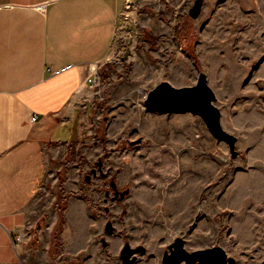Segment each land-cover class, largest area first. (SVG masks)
I'll return each mask as SVG.
<instances>
[{"label": "rangeland", "instance_id": "obj_1", "mask_svg": "<svg viewBox=\"0 0 264 264\" xmlns=\"http://www.w3.org/2000/svg\"><path fill=\"white\" fill-rule=\"evenodd\" d=\"M155 1L141 7L140 29L125 38L123 63L119 60L120 65L108 67L107 78L101 76L103 67L91 66L97 74L92 86L95 102H100L105 116L96 136L103 138L101 157L103 161L108 158L105 163L111 169L100 183L101 190L113 180L129 191L116 207L115 217L107 214L122 235V243L109 250L96 241L93 264H121L123 241L145 247V252L136 253L133 264H161L163 251L176 236L184 239L188 251L221 246L227 255L223 264H264V0H203L195 18L187 13L193 0ZM176 20L181 31L189 26L195 34V42L185 43L192 46L199 67L175 33L174 49L156 47L158 35L144 25L162 21L171 27ZM200 68L205 69L215 95L213 103L220 110L222 127L236 136L233 158L228 144L214 137L198 115L188 111L156 115L143 103L146 92L160 80L174 86L191 85ZM157 123L162 125L159 134L155 133ZM107 126L112 134L104 133ZM138 137L139 143L128 144ZM77 153L76 163L84 161ZM70 157L66 152L62 159L52 161L57 176H48L36 202L42 208L56 200L48 264L71 262L63 246L66 198L71 195L64 183L73 176L66 171ZM198 157L206 166L190 188L187 165L192 160L197 163ZM85 173L90 175L89 170ZM158 179L165 185L156 188L153 183ZM113 204L106 202L107 207ZM95 210V217L103 212ZM48 215V211L40 214L36 226L32 225L35 232L48 223ZM100 234L106 238L103 229ZM39 246L32 241L29 248ZM25 257L31 264H42L33 252ZM76 259L80 264L83 258Z\"/></svg>", "mask_w": 264, "mask_h": 264}, {"label": "crops", "instance_id": "obj_2", "mask_svg": "<svg viewBox=\"0 0 264 264\" xmlns=\"http://www.w3.org/2000/svg\"><path fill=\"white\" fill-rule=\"evenodd\" d=\"M152 3L0 0V264H31L25 260L31 252L36 261L48 264L56 200L42 208L36 202L48 176H57L52 161L66 152L71 155L66 171L73 176L64 183L71 195L66 198L63 246L70 264H79L76 257L83 258L80 264H93L96 241L109 250L122 243L115 222L110 220L111 233L104 231L108 212L111 219L115 217L119 203L107 207L103 200L100 183L111 169L105 163L108 158L101 157L103 138L96 136L105 116L100 102H95L92 86L97 74L91 66L103 67L101 76L107 78L108 67L123 63L125 38L139 31L141 7ZM144 25L158 35L156 47L174 49L173 26L162 21ZM161 128L157 123L155 133ZM108 129L104 133L112 134ZM77 151L84 159L80 163L75 161ZM86 170L95 183L84 180ZM187 196L189 202V191ZM96 208L103 212L95 217ZM46 211L48 223L35 232L37 219ZM27 224V233L14 243L15 234ZM32 241L40 246L31 251Z\"/></svg>", "mask_w": 264, "mask_h": 264}, {"label": "water", "instance_id": "obj_3", "mask_svg": "<svg viewBox=\"0 0 264 264\" xmlns=\"http://www.w3.org/2000/svg\"><path fill=\"white\" fill-rule=\"evenodd\" d=\"M203 0H193V3L188 8V15L195 18L202 6ZM215 95L207 84V75L204 68L198 69L196 80L191 85L174 86L167 80L163 79L157 82L150 88L143 99L146 107L152 111L163 113H179L191 112L198 115L205 123L208 131L217 139L223 140L228 144L230 156L233 158L237 154L236 136L226 131L220 122V110L214 105ZM141 141V137L128 141L129 145L137 144ZM89 175H85V181H88ZM114 188L115 194L118 193L114 181L110 182ZM128 192L124 189L120 192L116 200H120ZM104 231L111 233L113 227L110 220L104 224ZM183 238L176 236L168 245L169 252L165 251L161 258L162 264H195L196 262H214L223 264L226 261L227 255L225 250L219 245H212L204 248H197L188 251L183 246ZM143 245L130 246L129 243H124L119 251L121 264H133L136 260V253L144 252Z\"/></svg>", "mask_w": 264, "mask_h": 264}, {"label": "bare ground", "instance_id": "obj_4", "mask_svg": "<svg viewBox=\"0 0 264 264\" xmlns=\"http://www.w3.org/2000/svg\"><path fill=\"white\" fill-rule=\"evenodd\" d=\"M197 141V140H196ZM193 142V141H192ZM195 144V143H194ZM187 147V146H186ZM191 150V149H190ZM186 151V150H185ZM205 153V152H204ZM188 154H190V153H188ZM193 155H196V156H199V153L198 152H194V153H192ZM201 154V153H200ZM187 155V154H186ZM194 157V156H193ZM188 158V157H187ZM199 159H201V157H198V162L197 163H195V162H193V160L191 161V162H189L188 163V165H187V167H188V170H189V183H190V188H192L194 185H195V183L197 182V181H195V179H198L201 175H203V170H202V168H204L206 165L204 164V163H200L199 162ZM191 160V159H190ZM176 161V160H175ZM196 168V169H194V168ZM165 168V167H164ZM173 168V167H172ZM193 168V169H192ZM177 172V171H176ZM162 173V172H161ZM155 174V173H154ZM183 174V173H182ZM160 175V174H159ZM158 175V176H159ZM165 175V174H164ZM161 176V175H160ZM162 177V176H161ZM173 178V177H172ZM171 178V179H172ZM184 179V178H183ZM173 180V179H172ZM167 181V180H166ZM184 181V180H183ZM182 181V182H183ZM168 182V181H167ZM115 183V182H114ZM176 183V182H175ZM181 183V182H180ZM140 184V183H139ZM155 186H156V188H160V187H162L163 185H165V183H163L162 181H159V179L156 181V182H154L153 183ZM177 184V183H176ZM146 185V184H145ZM145 185H143V187H146ZM149 185V184H148ZM182 185H184L183 183H182ZM141 186V185H140ZM182 187V186H181ZM190 206H192L191 204H190ZM183 208H184V206H183ZM184 213H185V211H184Z\"/></svg>", "mask_w": 264, "mask_h": 264}, {"label": "trees", "instance_id": "obj_5", "mask_svg": "<svg viewBox=\"0 0 264 264\" xmlns=\"http://www.w3.org/2000/svg\"><path fill=\"white\" fill-rule=\"evenodd\" d=\"M177 23H178V21L176 20V23L173 24L174 33H175V35L177 36L178 39H180V40L182 39L183 40V42H184V50L192 58L194 64L199 67L200 63H199L197 57L194 54L192 46L191 45L188 46V44H186L189 41H191V39H192V43L195 42V39L193 40L195 34L191 30V27H189V26L185 27L181 31V28L179 27V25ZM185 41H187V42L185 43Z\"/></svg>", "mask_w": 264, "mask_h": 264}, {"label": "flooded vegetation", "instance_id": "obj_6", "mask_svg": "<svg viewBox=\"0 0 264 264\" xmlns=\"http://www.w3.org/2000/svg\"><path fill=\"white\" fill-rule=\"evenodd\" d=\"M98 165H100V162H98ZM89 178H90V176H89ZM107 178V177H106ZM85 179V178H84ZM91 179V178H90ZM90 179L88 180V181H90ZM87 181V182H88ZM111 181H113V180H108V184H107V187L102 191V194H103V200H104V202H115V203H119V202H121L124 198H125V196H127V194H128V192L124 195V197L122 198V199H120L119 201L118 200H116V198L117 197H119V195H120V192L122 191V190H124V189H126V188H119V187H117L116 186V189H117V191H118V193L117 194H115V192H114V188L110 185V182ZM116 185V184H115ZM107 220H109V219H107ZM106 220V221H107ZM175 238V237H174ZM173 238V239H174ZM100 241H102L101 239H100ZM173 241V240H172ZM171 241V242H172ZM183 241H184V239H183ZM170 242V243H171ZM124 243H128L127 241H123V244ZM169 243V244H170ZM122 244V245H123ZM168 244V245H169ZM137 245H141V244H136L135 246H137ZM168 245H167V249L165 250V251H167V252H169V250H170V248H168ZM131 246V245H130ZM183 246H184V242H183ZM132 247H134V246H132ZM145 248V247H144ZM165 251H163V253L165 252ZM144 252H145V250H144ZM143 253V252H142ZM163 253H162V255H163ZM161 258H162V256H161ZM135 262V261H134ZM133 262V263H134ZM162 264V263H161Z\"/></svg>", "mask_w": 264, "mask_h": 264}, {"label": "built area", "instance_id": "obj_7", "mask_svg": "<svg viewBox=\"0 0 264 264\" xmlns=\"http://www.w3.org/2000/svg\"><path fill=\"white\" fill-rule=\"evenodd\" d=\"M36 119V115L32 114L30 117L31 121H34ZM30 224H27L26 226H23V228L17 232L14 236V243H17L21 240V238L27 233L26 230L29 228Z\"/></svg>", "mask_w": 264, "mask_h": 264}]
</instances>
